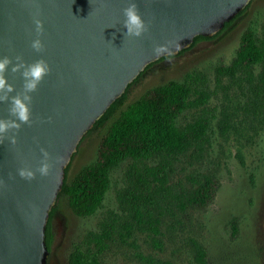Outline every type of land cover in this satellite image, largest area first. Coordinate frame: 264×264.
I'll return each mask as SVG.
<instances>
[{"label": "water", "instance_id": "1", "mask_svg": "<svg viewBox=\"0 0 264 264\" xmlns=\"http://www.w3.org/2000/svg\"><path fill=\"white\" fill-rule=\"evenodd\" d=\"M149 23L141 37H125L128 0H0V58L20 55L27 63L43 57L51 72L31 93L32 124H24L15 145L0 143V264H44L49 249L45 227L62 189L65 168L84 134L146 66L153 48L180 39L188 48L197 35L212 36L250 0H135ZM44 22L45 45L36 52L33 16ZM6 72L21 89L20 73ZM15 93H12L14 95ZM7 103L0 118H8ZM51 117V120H49ZM12 133H9L11 135ZM41 148L54 164L48 176L22 179L17 169L36 170ZM62 155L64 163L55 165ZM11 174V177L9 176Z\"/></svg>", "mask_w": 264, "mask_h": 264}, {"label": "rangeland", "instance_id": "2", "mask_svg": "<svg viewBox=\"0 0 264 264\" xmlns=\"http://www.w3.org/2000/svg\"><path fill=\"white\" fill-rule=\"evenodd\" d=\"M263 23L264 0H250L221 32L196 41L171 60L153 62L127 90L125 104L169 79L181 80L191 71L204 74L195 88L206 91V102L184 109L177 123L206 115L207 140L199 155L191 153L190 148L172 158L168 182L177 187L179 183L188 184L189 176L201 178L213 173L219 180L213 201L204 208L185 211L179 210L173 200L160 203L159 232L154 234L135 222L124 195L131 162L127 158L112 170L110 187L93 215L77 216L65 197L57 199L44 264H68L73 244L81 242L88 231L98 230L104 220L113 221L116 232L102 255L103 264H197L195 243L206 247L208 264H264V123L252 103V84L260 68L253 66L252 80L244 70L232 75L219 70L234 57L241 32L250 26L259 36ZM221 120H226L224 127ZM99 137L100 130L93 129L81 139L69 162L68 179L95 159ZM233 220L238 225L235 238L231 237ZM126 225H130V235H125Z\"/></svg>", "mask_w": 264, "mask_h": 264}, {"label": "trees", "instance_id": "3", "mask_svg": "<svg viewBox=\"0 0 264 264\" xmlns=\"http://www.w3.org/2000/svg\"><path fill=\"white\" fill-rule=\"evenodd\" d=\"M248 5L249 3L226 21L216 34ZM214 35H197L189 47L200 39ZM255 65H259L260 69L252 84V103L254 112L259 113L264 123V23L259 36L255 35L250 26L241 32L234 57L229 64L221 65L219 70L231 75L244 70L252 80L250 73ZM141 73L88 130H100L96 157L82 166L70 179L66 176L68 163L57 199L65 197L67 206L77 216L93 215L101 207L110 187L112 170L118 163L130 158L124 195L130 203L135 222L157 234L160 221L157 208L160 203L170 204L173 200L181 211L204 208L213 201L219 180L211 173L203 174L201 178L189 176L191 181L188 184L179 183L177 187L168 182L172 172V158L184 154L190 148L191 153L199 155L207 140L209 119L206 115L201 114L183 124L177 123V118L184 109L206 102V91L195 88L196 82L205 78L204 74L191 71L181 80L169 79L147 88L125 104L128 88ZM220 125L224 127L226 120H221ZM151 159H156V163L149 164L147 161ZM55 208L56 202L45 227V243L48 249L52 240L51 217ZM125 227V235H130V225ZM231 229V237L235 238L238 232L236 220L231 222ZM115 232L114 222L104 220L98 230L88 231L81 242L73 244L67 256L68 264H103L102 255L108 250ZM194 260L197 264H208L207 249L203 244L195 243Z\"/></svg>", "mask_w": 264, "mask_h": 264}, {"label": "clouds", "instance_id": "4", "mask_svg": "<svg viewBox=\"0 0 264 264\" xmlns=\"http://www.w3.org/2000/svg\"><path fill=\"white\" fill-rule=\"evenodd\" d=\"M124 21L123 26L126 28L124 33L125 37H141L149 30V23L146 22L140 12L135 0H128L127 6L123 9ZM33 23L35 25L36 38L31 41V47L36 52H43L45 45L40 39L44 33V22L39 18L38 13L33 16ZM180 39L175 38L168 40L164 44H157L153 48V52L157 58L163 57L164 59L171 60L174 58V53L180 48ZM175 48L176 51L172 49ZM13 58L4 56L0 58V104L7 103L8 118H0V143L7 139L10 144L17 143V134L24 124H32V101L31 93L37 91L38 86L43 81L44 77L51 72V67L47 60L43 57L35 60L32 63L24 61L23 57L17 55ZM11 65V73H20L22 78V86L19 91L16 90L15 85L8 82L6 72L9 71ZM12 93H15L12 95ZM51 120V117H49ZM9 133H12L9 135ZM43 158L40 166L36 170L25 166L17 169L18 175L25 180L31 181L36 178V173L39 172L41 176H48L54 164L50 162L51 154L44 148H41ZM64 163V157L57 155L55 157V165ZM10 178L11 174H9ZM4 181L0 179V185Z\"/></svg>", "mask_w": 264, "mask_h": 264}]
</instances>
